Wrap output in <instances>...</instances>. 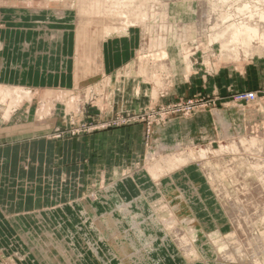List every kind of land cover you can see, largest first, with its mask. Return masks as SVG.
I'll return each mask as SVG.
<instances>
[{"label": "rangeland", "instance_id": "374dc122", "mask_svg": "<svg viewBox=\"0 0 264 264\" xmlns=\"http://www.w3.org/2000/svg\"><path fill=\"white\" fill-rule=\"evenodd\" d=\"M27 1L0 0V5L3 7H23ZM62 6L63 3L55 4L53 7L60 8ZM178 12L180 10L176 8L174 13ZM180 17L188 21L193 18L192 14L184 13H181ZM4 21L7 22L5 23L6 29H21L23 27V24L18 26V24L12 23L9 19ZM0 37L4 38L2 33H0ZM9 38L7 40L3 39L6 46L13 42V39ZM206 44L204 37H196L181 42L182 51L194 49V51H190L189 55L195 70L188 71L185 68L183 57L178 56L180 54L178 51L177 57L184 70L187 71L183 72L179 79L174 78L178 75L175 71L171 76H167L164 73L161 77L162 83L158 87L154 81L146 80V78L136 74L134 68L137 63V56L134 54L128 65L116 72L114 77L105 75L104 67L102 75L94 74L91 70H81V67L86 64L85 62L80 66L79 70L74 66L75 77L72 86L66 88L62 86L37 87L39 90L35 95L34 101L30 104L28 101H23L22 104L13 109L14 112L8 118H5L2 110L4 105L0 106V126L14 125L16 123H34L43 126L44 124L42 123H46L49 127L40 129L36 134L46 135L52 141L60 139L70 141V139H77L100 129L131 125H139L140 127L139 136L135 138L137 147H132V155L131 153H125L122 158L115 159L108 167L104 168L102 166L96 171L90 169L85 171V168L80 171L79 167L76 168L73 164H68L69 167L66 170H60L55 160L51 161L50 172H48V169L43 171L44 160L36 148L30 149L33 150V153L30 151L29 156L27 155V158L22 161V165L25 166L22 171H27V173H23V176L20 173H16V167L2 165L0 168V195L7 196L10 191L15 193L17 186L18 188L20 187L19 183L15 181H22L23 179L35 181V184H28L34 189L37 187L36 191L40 193L43 187L40 181H43L44 173L48 175H46V181L44 180L48 183L44 185V201L26 199V197L30 198V196H33L34 193L26 195L21 192L19 208L24 209L22 206L24 203L26 212L29 214L21 215L18 224L9 220V215L16 210L13 205L17 202L7 198L0 201V264H120V255L116 248L108 245V238L98 239L97 234H92L93 230L90 229V225L92 220L100 218V221H102V219L104 220L102 215L112 213L119 206L128 205L129 202L132 206V212H130L134 220L139 223L140 220L146 219L145 215L148 209L143 210V205H138L136 198L139 195L142 198L144 197L145 206L152 208L154 216H158L153 208L155 202L161 197L160 190L155 186L146 169L151 160L155 162V159L161 153L170 154L175 150L178 152L196 153L200 148H204L207 145L216 149L219 145L229 142L228 140L242 135L246 127H250L252 134H257L262 132V130L264 132V92L257 94V97L251 101H236L233 98V95L237 92L253 91L245 88L250 87L251 84L259 83L262 75H264V53L248 55L249 57L244 54L240 56L237 62L236 59L232 60L220 56L217 45L214 44L212 47H207ZM208 48H212L213 51L211 52ZM6 54L9 58L14 59H17L18 56L10 48L6 51ZM87 57L90 58L89 62H93L91 54ZM170 60H172L171 57ZM237 63H239V66H237ZM72 64L71 60L70 66ZM225 67L229 70L228 76L232 83L225 95H218V85L212 91H205L202 88L197 91L193 88L188 89L193 76L198 78H203L204 76L213 77V79L215 78L214 84H219L220 78L226 79L220 74V70ZM78 71H80V76L76 73ZM125 71H130L129 77L124 75ZM78 76L80 80H83L81 81L83 82V87L81 85L77 88L79 81L76 82V79H78ZM103 79L107 81L103 82ZM237 83L242 86L234 87ZM125 85L127 86L125 87ZM28 87L31 88V86ZM154 87L157 88L155 97L152 95ZM43 90L51 91V96L49 97L51 106L46 115L41 114L39 110V107L44 104L43 102L47 98ZM64 92L68 93L67 97L73 98L71 108L66 106L67 97H64ZM220 116L228 124V135L226 137L222 132V126L219 121ZM18 148V150L21 149L19 146ZM4 151L8 152L10 150ZM236 157L225 155L218 159L216 158L217 162L212 160L213 162L211 161L210 163L212 171H210L213 175L209 173V176L206 175L207 177L203 174L204 172H201L198 164L194 165L195 169H190L191 166L189 165L191 163L184 166L188 171L191 170L188 172L191 175V179H200L202 181V196L200 198L187 196L188 192L191 191V183H177L176 177H173V175L180 171L179 169L175 171L173 170L174 167H170V171H168L169 169L161 171L157 178L158 181H161V190L169 186L186 195L187 206L190 208L187 211L197 219L196 232L199 234L203 232L204 234H202L205 235L219 230V236L211 241L214 248L216 246L221 257V254L227 252L222 247L223 245L228 244L230 246L228 247L229 251L232 245H237V236L235 232L231 231L226 215L227 211L233 210V205L229 199L221 198L224 195L221 191L230 192L227 195L228 198H234L236 193L243 194V189H240L242 179L237 173L240 172L245 179H249L253 175L249 169L250 166L243 162L245 160L244 156L238 155ZM10 160L16 165L19 159H15L14 155ZM218 161L219 164H217ZM221 165L223 166L220 168ZM239 165L244 167L240 169L241 166ZM234 167H238L240 170L234 169ZM224 168L227 170H224ZM217 169L219 172L216 171ZM242 170L245 174L247 171L248 174L245 175ZM157 171L159 172V169ZM165 171L168 172L166 173ZM225 171L227 172L225 173ZM196 174L197 176L194 177ZM212 179L216 182L218 179L220 182L216 183ZM235 190H239V193ZM7 192L9 193L7 194ZM138 214H140L139 218L135 219ZM263 225L264 218L255 222L256 230L252 231V235L249 238L250 241H257L258 233H264ZM117 227L121 232L126 231L124 233V238L126 236V239L121 242L126 243L134 252L143 248L137 239L133 242L135 244H131L127 240L128 233L134 234L130 223L124 220ZM168 231H156L148 226L147 232L154 234V242L162 245L164 254L160 256L162 257L160 260L155 257L159 252L153 254L155 256L147 255L145 263L142 264H212L219 262L217 254L210 250L206 253L199 252L197 258L194 257L195 259L186 257L182 253L183 251L178 250L174 241L173 244L176 248L173 246L170 240L172 233L168 236ZM104 235L107 236V233ZM218 239L222 240V242ZM121 242H116V246L119 249H121ZM89 244H92L97 249L98 256L95 255ZM256 244L257 242H255ZM220 247H222L221 250H219ZM45 249L48 251H45ZM228 252L226 254L229 257V262H236L241 257L235 256L236 253L231 254ZM176 253L178 254L176 255ZM244 257L243 260H246L247 256ZM222 259L221 261H227L223 257ZM260 261V264H264V252L260 256Z\"/></svg>", "mask_w": 264, "mask_h": 264}, {"label": "bare ground", "instance_id": "6f19581e", "mask_svg": "<svg viewBox=\"0 0 264 264\" xmlns=\"http://www.w3.org/2000/svg\"><path fill=\"white\" fill-rule=\"evenodd\" d=\"M61 3H63L62 7H53L55 4ZM172 6H178L180 10L184 8L187 14H192L193 18L189 21L184 20L182 17L176 19L171 12ZM182 6L184 7L182 8ZM22 8L26 10L32 18L44 13L49 20L68 18L67 20L72 23V29L69 33L72 34L74 40L73 61L75 62V67L79 70L80 66L86 62V64L81 67V70H91L92 73L98 75H102V69L104 67L102 49L103 44L106 43L105 41L113 36L123 37L128 34V31L133 29L138 35V45L135 50L137 63L134 70L140 77L154 81L157 84V87L161 85V77L164 73L167 76L172 75V63L167 51V43L171 36L176 41V44H178V51L180 52L178 56L180 55L183 57L185 68L188 69V71L192 69V60L189 53L190 51H194V49L192 48L190 51H182L180 46L181 42L196 37H204L207 42V47H212V45L215 44L219 48L218 52L220 56L232 60L236 59V61L244 54H247L248 56L256 53H264V0H28ZM67 32L68 31L61 29L54 34H45L43 35V38L46 39L49 44H56V42H59L61 46H64L66 43L64 38ZM1 48L2 45L0 43V49ZM208 49L211 50V52L213 51L212 48ZM90 54L92 56L91 58H93V62H89L90 58L87 57ZM0 64H2V60L0 61ZM238 64L239 63H237V66H239ZM80 71L76 73L79 75ZM34 75L35 77H38L36 76V73ZM124 75L129 77L130 71L124 73ZM79 76L78 79H76V82L79 81V85L77 84L78 87L76 86L77 88L81 85V87H83V82H81L83 80H80ZM106 81V79H103V82ZM40 82H42V80L39 81V83ZM38 90L37 87L31 86L30 88L28 85H21L19 83L0 82V106L4 105L2 110L4 111L5 118H8L12 112H14L13 109L22 104L23 101H28L29 104L34 101ZM43 91L44 94L47 95V98L45 97L44 104L39 107V110L41 114L46 115L51 106L49 98L51 96V91ZM156 92L157 88L154 87L152 91L154 97ZM63 95L64 97H67L68 93L64 92ZM72 100L73 98L71 99V97H67V108H71ZM219 121L222 126V132L226 137L228 135V124L224 119H220ZM228 141L229 142L225 141L227 143L219 145L216 149L207 145L204 148H200L196 153L186 151L178 152L175 150L170 154L161 153L158 155L159 157L157 159L154 158L156 161L153 162V160H151L146 168L148 174L153 179L155 186L160 190L161 197L155 202L153 208L158 216H154L152 208L146 207L144 204V197L142 198V196L139 195L136 198L138 205H143V210L148 209V212L145 215L146 219L144 218L140 220L139 223L135 221L134 217L131 216L132 206L129 202L128 205L119 206L118 209L112 211V213L102 215V218L104 217V220L102 219V221H100V218L92 220L90 225V229L93 230L92 234H97L98 239L108 238V245L116 248L119 252L120 264H142L145 263L147 255L155 256L153 254H157V252H159V254L155 256L156 259L160 260L162 258L160 256H163L164 254L163 247L161 244L154 242L155 236L154 234L147 232L148 226L156 231L169 230L168 236L172 233L170 236L172 244L174 241L178 250L180 249V251H183L182 253H184L186 257L197 258L199 252L206 253L210 250L217 254L218 257H216L219 260V262H214L212 264L261 263L260 256L264 252V233H258L259 235H257L256 238L257 241H255L257 242L256 245L255 242L253 240L250 241L249 238L252 235V231L256 230V227L254 226L255 222L264 218V132L262 130V132L252 134L250 132V127H246L244 128L242 135H238L235 139H230ZM225 155H230L232 157L243 155L245 158L243 162L250 166L249 169L253 174L251 178L245 179L240 172L237 173L242 179L240 183L241 187H239L240 189H243V194L236 193L234 194V198H228L227 195L230 192L228 191L229 193H226L227 191H221L224 194L221 198L229 199L233 205V210L227 211L226 215L231 226V231L235 232L237 236V245H232L230 251L228 250V247H230L228 244H225L222 247H224L225 251H229L228 253H236L235 256H241L238 260L236 258V262L228 261L229 257L226 254L227 252L221 254L224 260L227 259V261H221L223 259L217 251L216 246L214 248L211 241L213 238L219 236V230L209 232L205 235H203V232V234L196 232L198 224L197 219L187 211V209L190 208L187 206L188 203L185 199L186 195L169 186L161 190V181H158L157 179L160 172L163 170L169 169L168 171H170V167H174L173 170L176 171V169H179L182 171L184 166L190 163L193 166L198 164L201 172H204L203 174H205V176H209V173L210 175H213L210 167L211 161L213 160L214 162H217L216 158L218 159ZM234 162H236V160H234ZM217 164H219V161ZM245 164L243 163V165ZM222 166L223 165H221L220 168ZM238 167H234V169H239ZM242 167L244 166H241L240 169H242ZM226 168H224V170ZM157 169H159V172ZM216 171H218V169ZM226 172L227 171H225V173ZM247 174L246 171L245 175ZM220 181L217 179L218 183ZM238 185L236 186L238 187ZM191 186L192 190L187 196H190V193L199 195L198 183H193ZM236 192L239 193V190ZM139 215L140 214L136 215L135 219H137V217L139 218ZM124 220L130 223V226L134 231L133 235L132 233L127 234V240L130 241L131 244H135L133 242L137 239L140 246L143 248L137 249L134 252L126 243L121 242L126 239V236L124 238V233L126 231H119L117 225H121ZM127 232L129 231L127 230ZM105 233H107V236L104 235ZM220 241L222 242V240ZM116 242H121V249L116 246ZM89 246L94 250L95 255L98 256L97 249H95L92 244H89ZM176 246L174 247L176 248ZM222 247H220L219 250H221ZM45 251L48 250L45 249ZM177 254L178 253H176V255ZM244 256H247L246 260H243L245 258Z\"/></svg>", "mask_w": 264, "mask_h": 264}, {"label": "crops", "instance_id": "0c3cea01", "mask_svg": "<svg viewBox=\"0 0 264 264\" xmlns=\"http://www.w3.org/2000/svg\"><path fill=\"white\" fill-rule=\"evenodd\" d=\"M183 7L184 6H182V8ZM176 8H178V6H172L171 9V12L174 14L176 19L181 18V13L187 14L184 8L181 10L178 8L180 12L174 13ZM44 14L36 15L32 18L29 13H27V11L20 6L3 7L0 5V33L3 34L6 40L9 38V36V39H13V42L9 43V46H6L3 40L4 38L0 37V43L2 45V48L0 49V61L2 60V64H0V82L19 83L21 85H28L33 87H70L73 85L75 77V65L73 61L74 40L72 34L69 33V31L72 29V23L67 20L68 18L61 20H49ZM5 19L11 20L12 23H15L16 25L23 24V27H21V29H6L5 23L7 22L4 21ZM25 26H28V28H26ZM61 29L68 31L64 38L66 40L64 46H61L59 42H56V44H49L47 43L46 39L43 38V35L54 34ZM7 34L9 35L7 36ZM20 34L22 36L21 38ZM137 36V32L131 29L130 31H128V34L123 37L113 36L105 41L106 43L103 44L102 49L105 75L114 77L116 75V72L120 71L123 67L128 65V63L132 60L135 54L136 47L138 45ZM170 38L172 39L167 43V51L172 59V75L175 71L178 75L174 78L179 79L181 74L187 70H184L183 65L180 63L179 58L177 57L179 49L178 44H176V41L172 36ZM16 41L19 42L16 43ZM9 48L11 51L13 50V53L18 54L17 59L9 58L7 56L6 51ZM71 60L73 64L70 66ZM193 69L194 67L192 63V69L190 70L192 71ZM35 73L38 77H35ZM220 74L226 79L220 78L219 84H214L215 78L213 79V77L204 76L203 78H198L197 76H193L191 79V83H189L188 85V89L193 88L195 89V91H197L198 89L202 88L205 91H212L214 88L216 89L219 86V92L217 93H219L218 95L223 96L227 93L226 91L230 89L229 86H231L232 83L230 82L228 76L229 70L226 67L220 70ZM39 79H41L43 83H39V81H41ZM130 83L128 84L131 85ZM126 86L127 85H125V87ZM241 86L242 85L237 83L234 87ZM245 89L254 90L257 92V94H262L264 92V75H262L259 83L253 85L251 84L250 87H246ZM220 119L223 118L220 116L219 120ZM42 124L44 125L41 126L34 123H16L14 125L11 124L0 126V168L2 167V165L16 167V173H20V175L23 176V173H27V171H22L23 168L25 169V166L22 165V161L27 158V155L29 156L30 151L33 153V150L30 149L36 148L37 152H39L40 156H42V159L44 160L42 169L43 171L48 169V172H50L49 169H51L52 160L56 161L57 167L60 170H66L69 167L68 164H73L74 167H79L80 171L84 168L85 171H89V169L92 171H96L99 170L102 166L104 168L108 167L110 164H112L113 161H115V159L122 158L125 153H131L132 155L133 148L137 147V141L135 140V138L139 136L138 133L140 132L139 125H131L127 127H116L104 130L100 129L88 133L83 137L70 139V141H68L67 139L52 141L51 138L46 135L44 136L36 134L40 129H46L49 127L46 123ZM18 146L21 148L20 150H18ZM4 150L10 151L6 152ZM14 155L15 159H19L16 165L12 160H10ZM189 166H191L190 169L194 168V166L192 165ZM189 171L185 167L181 172L177 171V173L174 174L173 177H176L177 183L179 184L198 183L200 194L198 195L190 193L189 195L190 197L197 196L200 198L202 196V181L200 179H191V175L188 174ZM46 175L44 173L43 181H40L43 186L41 188L42 191L40 192L42 195L39 193V191H36L37 187L34 189L32 186H29V184H35V181L26 179H23V182L19 180L15 181L16 183H19L20 186L19 188L17 186L15 193L13 191H10V193L7 192V194L9 193V195L7 196H4L3 194L0 195V201H3L7 198L9 200H15L17 202L15 205H13L14 207H16V210L11 215H9V220L12 223L18 224L21 215L25 216L26 214H29L26 212L27 210L25 209L26 207L24 203L22 205L24 209L19 208L21 192H24V194L26 195H31L34 193L33 196H30V198L26 197V199H32L35 201L45 200L44 185H47L48 183L45 182ZM195 176H197V174L194 175V177ZM190 190H192V186Z\"/></svg>", "mask_w": 264, "mask_h": 264}, {"label": "built area", "instance_id": "2783aa9c", "mask_svg": "<svg viewBox=\"0 0 264 264\" xmlns=\"http://www.w3.org/2000/svg\"><path fill=\"white\" fill-rule=\"evenodd\" d=\"M255 97H257V92L256 91H240L235 93V95H233V98L236 101H251L254 100Z\"/></svg>", "mask_w": 264, "mask_h": 264}]
</instances>
